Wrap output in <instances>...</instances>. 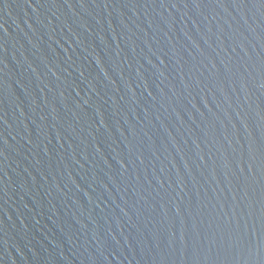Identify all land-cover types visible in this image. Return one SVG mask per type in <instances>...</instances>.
<instances>
[{
	"label": "water",
	"instance_id": "1",
	"mask_svg": "<svg viewBox=\"0 0 264 264\" xmlns=\"http://www.w3.org/2000/svg\"><path fill=\"white\" fill-rule=\"evenodd\" d=\"M0 264H264V0H0Z\"/></svg>",
	"mask_w": 264,
	"mask_h": 264
}]
</instances>
